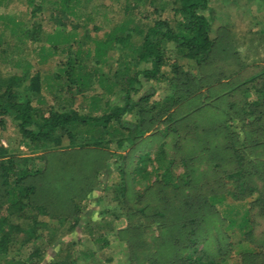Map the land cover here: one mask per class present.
Instances as JSON below:
<instances>
[{
	"label": "trees",
	"instance_id": "obj_1",
	"mask_svg": "<svg viewBox=\"0 0 264 264\" xmlns=\"http://www.w3.org/2000/svg\"><path fill=\"white\" fill-rule=\"evenodd\" d=\"M78 1L25 0L34 21L31 30H24L22 37L33 42L43 40L50 43L51 52L47 56H51L57 50L58 44L53 42L58 36L43 34L39 14L43 12L44 3L51 6L49 19L56 28L62 29L65 22L75 15L73 7ZM167 1L171 6L169 18L158 15L144 28H122L108 37V42L115 43L120 53L130 48L134 55L121 63L119 72L113 76V82L120 86L121 105L112 106L100 114L80 113L65 105L44 112L31 105L33 97L40 93L38 74L29 76L27 67L22 74H0V129H4L6 119L15 122L22 143L31 151L43 152L36 159L44 163L42 168L29 167L25 165L27 159L20 161L10 156L9 150L0 145L1 260L40 239L39 229H46L54 237L68 222H71L69 231L77 230L82 224L77 203L89 196L93 189H87L80 200L69 197V187H65L67 198L60 197L63 191L57 187H51L44 195L39 191L40 181L48 175L50 156L58 155L57 149L71 153H110L111 149L119 152L127 149L130 164L132 154L140 153L141 141L157 135L164 138L153 157L150 153L139 154L130 170V182L124 170L126 157L119 153L115 155L121 160L116 168L121 179L120 190L115 191L114 200L123 198L121 204H124L125 212L123 215L120 206L115 205L110 213L116 220L120 216L126 217V226L116 231V238L129 248L134 264L143 261L148 264H230L227 260L217 262L205 258L202 251L197 250L208 226L218 219L216 203L226 196L240 202L259 191L253 205L264 216V193L255 184L258 181L264 188V156L258 151L259 148L264 149V80L258 86L253 83L254 78L236 82L235 76L221 68L231 59L223 60L216 52L231 51V47L223 37L212 38L209 0ZM251 1L264 5V0ZM7 2L0 0V6ZM134 33L140 37L136 45L131 42ZM219 41L220 44L225 42L222 48L216 44ZM100 45L103 46L98 44L96 49L97 64L102 62L100 57L104 55ZM73 57L70 51L66 69L62 70L69 82L66 91L83 94L92 82L93 72H79L81 66ZM232 59L236 58L233 56ZM190 64L195 66V72L188 67ZM94 73L93 81L102 85L104 80ZM143 82L162 85L163 97L153 100L157 89L149 87L142 91ZM215 85L221 88L217 94H212ZM213 95L218 97V103L206 100ZM220 97L226 99L225 102H219ZM192 101L196 102L190 104ZM205 108L219 109L221 122L210 125L197 120L196 115ZM128 116L133 119L128 120ZM81 129L90 136L78 134ZM167 137L173 138L165 141ZM64 139L67 141L65 148L62 146ZM168 145L178 157L168 156ZM64 153L60 155H66ZM178 165L182 168L180 174L174 172ZM64 166L75 168L77 175L86 173L84 164L80 162L70 166L66 161L61 167ZM148 166L151 167L149 170ZM100 171L96 170L94 177H98ZM152 176L154 180L149 182ZM87 179L86 174V183ZM71 181L75 183L76 177ZM209 184H215V187ZM229 184L232 186L230 191L226 189ZM141 185L142 190L139 188ZM63 198L70 207L59 204ZM137 203L141 205L136 207ZM248 214L249 210L241 217L240 227L250 224ZM12 216H16V223L10 219ZM43 216L48 221L38 220ZM136 216L142 218H131ZM152 225L158 229V237L150 234L147 239L146 234ZM245 236L251 240V230ZM52 243L55 244L53 250L49 247ZM107 245L103 240L100 248ZM71 246L78 244L72 241ZM136 246L140 247L138 255ZM56 247H59V241L53 238L47 243L50 249L48 260L44 261L42 251L35 247L21 264H28L32 259L43 260L42 264H77L83 255L82 251L75 249L72 255L67 254L65 260L58 262L54 260L58 252ZM241 257L243 264H264V248L258 247ZM9 263L15 264L13 260Z\"/></svg>",
	"mask_w": 264,
	"mask_h": 264
},
{
	"label": "rangeland",
	"instance_id": "obj_2",
	"mask_svg": "<svg viewBox=\"0 0 264 264\" xmlns=\"http://www.w3.org/2000/svg\"><path fill=\"white\" fill-rule=\"evenodd\" d=\"M78 2L73 7L75 15L65 22V27L62 29L56 28L49 19L51 6L44 3L43 12L39 14L43 34H50L51 37L58 36L53 42L58 44L57 50L52 52L51 56H47V53L51 52L50 43L43 40L33 42L22 37L24 30H31L34 21L30 16L31 8L26 6L25 0H8L6 4L3 3L0 6V74L3 76L9 72L22 74L24 67L28 68L29 76L38 74L40 93L33 97L31 105L41 108L44 112L51 108L59 109L65 105L71 106L80 113L100 114L112 106L121 105L120 86L113 82V76L115 72H119L121 63L126 62L134 55L130 48L120 53L116 49L115 43L108 42V37L111 34H117L122 28L124 30L127 28L134 30L144 28L158 15L165 18L171 16V6L167 0H79ZM209 4L211 7L209 17L212 20L213 28L212 38L223 37L222 39L229 42L231 47V51L229 49L225 52H218V50L216 52V55H221L223 60L231 59L227 63L225 62L221 68H225L224 70H228L227 72L235 76L234 81L236 82L254 78L253 83L258 86L261 80H264V5L259 1L251 0H209ZM127 7L128 9H126ZM74 42H77L78 45L73 44ZM131 42L132 45L138 44L140 37L134 33ZM220 42L216 44L222 48L225 42L221 44ZM98 44H102L103 46H100L104 50V55L100 57L102 62L99 61V64L96 63ZM168 48L171 49L170 46ZM69 50L76 63L81 66L79 72H93L92 82L88 88H85L83 94L74 90L66 91L69 82L62 70L66 69L65 63L69 59ZM233 56L237 59H235L236 61L232 59ZM184 62L179 61V63ZM188 67L193 69L190 65ZM94 72L97 73V77L100 76L104 80L102 85L93 81L95 79ZM248 85H252V83ZM161 86L153 84V82H143L142 91L149 87L156 88L157 93L153 100H157L164 95V88H160ZM80 87L84 88V86ZM108 88L110 89L108 90ZM213 88L211 93L217 94L216 92L221 87L215 85ZM217 98L213 95L206 100L217 102ZM227 98H229V94ZM136 99L135 96L134 100ZM225 100L220 97L219 102L223 103ZM195 102L189 103L194 104ZM196 118L211 125L220 123L222 116L219 109L205 108L196 115ZM127 119L132 120L133 118L128 116ZM4 125V129H0V145L9 150L10 156L20 161L27 159L25 165L32 168H42L44 163L36 158H39L43 152L31 151L28 146L22 143L15 122L11 119H6ZM78 131V134L90 136V133L87 134L84 129ZM170 138L167 137L165 141L170 140ZM163 141L164 138L159 137V135L147 137L145 142L141 141L139 143L140 153L132 154L130 164H128L130 153L127 149L120 152L111 149L110 153L114 154L113 156L107 151L71 153L65 149H57L55 152L58 155L50 156L48 175L40 181L39 191L44 195L45 191L51 187H57L60 192L63 191L60 197H64L68 192L67 190H70L71 195L69 197L74 196V199L80 200L87 189H93L89 196L77 203L79 204L78 216L82 218V224L77 230L69 231L68 227L71 222H68L54 237L46 229H39L37 232L41 235L40 239L31 241L18 251H14V255L7 259H0V264H10V260H13L15 264H21L22 261L28 259L35 247L42 251V259L48 260L50 249L47 248V243L53 238L54 241H59V247H56L58 252L54 257V260L58 262L65 260L67 254L72 255L75 249H79L83 255L77 264H134L135 261L132 259L131 253L129 254V248L116 238V231L126 226V217L120 216L116 220L110 213L115 205L120 206L119 209L123 215L125 212V206L121 204L123 198L114 200V194L117 193L115 191L120 190L121 179L116 169L121 160L115 155L119 153L126 157L123 161L127 164L124 170L125 175H127L126 178L130 182V170L137 162L138 156L150 153L153 157ZM66 145L67 141L64 139L63 148ZM171 149V146L168 145V156L178 157L174 156ZM258 151L263 157L264 149L259 148ZM61 153L66 155L61 156ZM66 161L70 162V166L76 162L84 164L85 175L83 173L77 175L75 168L61 167ZM105 165L108 166L107 169ZM150 168L148 166V170ZM202 168L204 167L202 166ZM96 170H101L98 177H94ZM174 172L180 174L182 168L178 165ZM86 174L89 179L87 183L84 181ZM75 177L74 183L71 179ZM153 180L152 176L149 182ZM255 184L261 193H264L261 183L256 181ZM209 185L215 187L213 186L215 184ZM65 187H69V189L67 188L65 191ZM139 188L142 190L143 186L141 185ZM226 189L232 190L231 184ZM135 190H138V187H135ZM258 192L240 202L233 201L230 196H226L223 201L216 203L218 219L208 226L206 236L197 247V250H201L205 258L217 262L227 260L230 264H243L244 259L241 257L243 254L249 253L251 250L255 251L258 247L264 248V216L261 215L258 207L253 205L254 200L259 197ZM62 200L59 202L61 206L70 207L64 198ZM152 204H154L153 201ZM130 205L132 206V204ZM140 205L141 203L135 204L136 207ZM247 210H249L250 224H247V227H240L241 217ZM15 218L16 216H12L10 219L14 221ZM38 220L45 222L48 221V218L43 216L39 217ZM231 222L233 223L231 224ZM248 230H251V240L245 236ZM150 234L158 237V229L154 225L147 232V239ZM103 240L108 245L100 248ZM72 241L77 242L79 247L71 246ZM49 247L53 250L55 244L52 243ZM135 248L138 250V255L140 247L136 246ZM140 258L138 259L140 260ZM43 260L32 259L28 264H42ZM140 264L148 263L143 261Z\"/></svg>",
	"mask_w": 264,
	"mask_h": 264
},
{
	"label": "crops",
	"instance_id": "obj_3",
	"mask_svg": "<svg viewBox=\"0 0 264 264\" xmlns=\"http://www.w3.org/2000/svg\"><path fill=\"white\" fill-rule=\"evenodd\" d=\"M190 66L193 67V69L195 68V66H192L191 64H190ZM195 71H196V70L194 69V72H195ZM197 74H198V71H197Z\"/></svg>",
	"mask_w": 264,
	"mask_h": 264
}]
</instances>
